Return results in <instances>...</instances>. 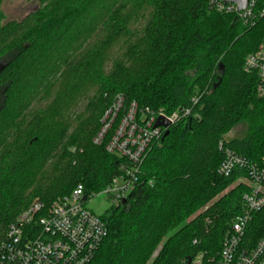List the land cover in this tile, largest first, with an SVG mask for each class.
Listing matches in <instances>:
<instances>
[{"label":"trees","instance_id":"obj_1","mask_svg":"<svg viewBox=\"0 0 264 264\" xmlns=\"http://www.w3.org/2000/svg\"><path fill=\"white\" fill-rule=\"evenodd\" d=\"M4 1L0 244L34 200L49 207L79 185L100 193L121 174L125 159L94 143L121 96L123 110L190 114L152 146L126 204L103 217L108 236L89 264H147L160 246L150 264H215L248 191L243 172L219 175L224 150L264 158L260 77L245 70L264 18L248 27L208 0H39L5 22ZM242 125V138L227 139ZM250 229L263 237L264 211Z\"/></svg>","mask_w":264,"mask_h":264},{"label":"built area","instance_id":"obj_2","mask_svg":"<svg viewBox=\"0 0 264 264\" xmlns=\"http://www.w3.org/2000/svg\"><path fill=\"white\" fill-rule=\"evenodd\" d=\"M208 5L212 11L235 16L248 27H254L264 18V0H249L245 10L233 3L226 4L224 0H208ZM245 70L259 73L258 94L264 97V44L247 57ZM193 102L196 104L198 99ZM123 107L124 98L120 96L106 113L103 127L94 139L96 145L107 141V152L125 159L121 174L98 194L87 195L84 186L79 185L71 195L49 207L36 200L9 227L6 239L0 244V264H89L92 261L108 236V223L86 210L85 204L100 195H107L115 206H120L138 182L137 175L148 152L168 130L155 128L159 118L174 125L190 114L188 109L171 114L163 110H139L136 103L124 110ZM237 171L243 172L239 182L247 184L248 191L243 197L242 214L225 237L215 264H264V235L254 241L250 234L255 214L264 211V158L255 163L225 149L219 175L227 178ZM202 263L203 255L193 262Z\"/></svg>","mask_w":264,"mask_h":264},{"label":"rangeland","instance_id":"obj_3","mask_svg":"<svg viewBox=\"0 0 264 264\" xmlns=\"http://www.w3.org/2000/svg\"><path fill=\"white\" fill-rule=\"evenodd\" d=\"M39 0H5L2 3V11L5 16V22L9 21H21L28 14L32 13L39 7ZM262 44L259 46V48ZM246 132V126L242 125L233 130L228 136L227 139L231 140L234 138H242ZM94 193V192H91ZM90 193V194H91ZM226 193V192H225ZM89 194V195H90ZM98 194V193H96ZM34 200L32 204L35 202ZM31 204V205H32ZM30 205V206H31ZM29 206V207H30ZM115 207V204L112 203V200L107 195H100L94 199L89 200L85 204V209L92 212L96 216L101 218L105 217L108 212ZM161 246L158 247L149 257L147 264H150L159 254Z\"/></svg>","mask_w":264,"mask_h":264},{"label":"water","instance_id":"obj_4","mask_svg":"<svg viewBox=\"0 0 264 264\" xmlns=\"http://www.w3.org/2000/svg\"><path fill=\"white\" fill-rule=\"evenodd\" d=\"M248 1L249 0H224L226 4H230V3L236 4L240 10H245L247 8ZM171 126H172L171 123L164 118H159V120L155 124V128L163 127L168 129L165 136L169 134V129ZM123 204H126V200L123 202Z\"/></svg>","mask_w":264,"mask_h":264}]
</instances>
